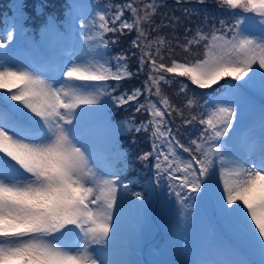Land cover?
I'll return each mask as SVG.
<instances>
[{
	"label": "snow or ice",
	"instance_id": "snow-or-ice-1",
	"mask_svg": "<svg viewBox=\"0 0 264 264\" xmlns=\"http://www.w3.org/2000/svg\"><path fill=\"white\" fill-rule=\"evenodd\" d=\"M183 2L176 0L178 5ZM195 2L203 5L206 0ZM214 3L228 17L218 23L213 18L207 31L202 25L194 30L184 27L182 38L177 32L180 17L165 13L168 22L162 18L155 23L163 0H126L74 15L70 22L79 20L80 45L54 61L27 65L10 62L9 45L16 33L4 29L0 34V49H7L0 52V89L4 90L0 93V264H130L111 258L120 229L116 210L118 203L122 208L132 183L124 179L131 167L127 153L114 151L117 131L150 133L151 150L136 159L154 157L156 183L166 176L170 193L182 205L192 193L214 195L218 175V209L235 222L258 251V264H264V119L258 139L241 143L235 127L246 92L259 83L264 95V0ZM18 8L23 15L24 5ZM183 12L185 17L192 15L187 8ZM207 20L205 16L204 24ZM46 28L59 32L54 18ZM162 28H170L171 36L160 35ZM133 31L136 73L147 68L146 79L131 93L115 95L116 88L108 82L134 73L128 55L108 53L120 36ZM221 81L222 91L216 93L214 86ZM175 83L179 87L174 95L183 97L180 104L165 91ZM189 83L213 92L200 103L194 94L188 95ZM141 96L144 101L138 102ZM130 102H137L134 111L146 113L148 119L139 124L134 117L113 123L112 107ZM196 124L200 128L194 136L183 131ZM131 195L143 201L141 192Z\"/></svg>",
	"mask_w": 264,
	"mask_h": 264
},
{
	"label": "trees",
	"instance_id": "trees-1",
	"mask_svg": "<svg viewBox=\"0 0 264 264\" xmlns=\"http://www.w3.org/2000/svg\"><path fill=\"white\" fill-rule=\"evenodd\" d=\"M102 6L105 5H115V4H123L126 0H98ZM24 5V10L27 15L24 19V25L28 28V30H32L33 33L41 34L42 31L48 25L49 19L54 18L56 25H59L60 28H64L68 23L67 12L70 10V0H21ZM189 9L192 12L190 17H185L183 9ZM167 13L168 16L175 15L180 17L181 26L178 27L177 32L182 38L184 35V27H190L193 30L197 25H202L205 27L207 31L214 22L218 23V20L221 18H227L229 13L226 10L220 9L215 3L214 0H206V3L201 5L197 4L195 0H185V2L181 4H177L176 0H163V6L158 9L157 15L153 17L156 24H159L162 18L167 23V18L164 17V14ZM15 14V1L14 0H0V28H3L8 21L11 20L13 15ZM126 16H129V13H125ZM205 16L208 17L207 23L204 24ZM167 33L169 36L172 34V30L170 28H162L159 32L160 35H164ZM192 33L190 32L189 35ZM152 36L157 35V33L153 32ZM136 33L133 31L130 34H125L119 37L118 43L111 45L108 55L114 56L119 53H124L128 55L127 64L129 66V70L134 73L131 78L124 79L122 81H109L108 83L116 88L115 95H120L124 93H131L134 88L142 87L143 81L146 79L147 68L143 72L139 74L136 73L138 67V53L137 56H133L132 52H136L137 50L132 48L131 41L135 38ZM39 37V36H38ZM109 39L112 38V34H109L107 37ZM179 51V49H177ZM182 79V78H181ZM223 84V81L220 84L214 86L215 91L219 89V87ZM179 87V83H175L171 86V88H165V91L171 96L173 101L177 104L182 103L183 97H177L174 95L177 88ZM213 90H202L196 88V86L191 85L189 83L188 95H195L199 98L200 103H203L204 100L208 98L210 94H212ZM245 101H250L255 111L261 112L264 109V95H262L260 86L255 85L252 89L248 90L244 95L243 99ZM144 97L141 96L138 102H143ZM137 102H130L127 105L122 107L115 108L112 112V119L115 121H120V123H124L129 119L135 118V123L139 124L142 120H147L148 116L144 112L137 113L134 111ZM243 107V106H242ZM179 123V120L176 121ZM200 125L196 124L194 127H186L183 131L189 135H195L198 133ZM120 145L124 149V153H127L128 162L131 163V167L128 171L129 175L137 176V180L133 181V187L141 192V188H144L146 181L150 182L151 185H148L149 192L142 193L143 201H138L136 197L131 195L130 201L128 205H124L126 209L121 210L124 215L122 218L123 223L122 227L126 228L125 235H129L130 233H136L140 230V225L135 224L138 222L137 220L144 219L148 220L147 225L152 226V228L147 229L148 239H157L160 235L159 229H161L162 220L166 219L165 217H161L158 214V205L156 208L152 206V213L146 214L143 209H148L149 206L156 204V196L159 193H156L154 189L159 186L155 179V168H154V157L149 161H138L136 159L137 156L142 154L143 152L151 150L152 139L149 132L141 131L136 133L135 131L131 132H123L120 134ZM187 136L184 137V142H186ZM187 156V154H184ZM166 181V177H162L160 182ZM164 188H167L163 185ZM172 200H176V197L172 195L170 197ZM204 211L197 212L194 210V227L197 233L200 234V237L204 238L202 242L204 243H212L214 247L222 248V251L226 257L234 256L237 252L239 242L236 237L242 235L236 226H232L231 229L228 227L220 230L223 239H217V237L212 233L211 230V220H212V197H203L201 199ZM120 214V211H119ZM193 214V213H192ZM191 214V215H192ZM217 219V218H216ZM120 221V217H119ZM139 233H144V229ZM203 234V236H202ZM143 236V234H141ZM218 240V241H217ZM217 241L215 244L213 242Z\"/></svg>",
	"mask_w": 264,
	"mask_h": 264
},
{
	"label": "rangeland",
	"instance_id": "rangeland-1",
	"mask_svg": "<svg viewBox=\"0 0 264 264\" xmlns=\"http://www.w3.org/2000/svg\"><path fill=\"white\" fill-rule=\"evenodd\" d=\"M15 1V14L13 15L12 22L7 23L6 27L9 28V30H14L16 35L14 38V41L11 42L9 45V49L16 50L19 49L18 52H16L11 59V63L13 64H20V65H27L30 63V57H32V50L33 48L37 47L36 41L33 39L32 34H30L25 29L21 32V27L23 26V21L26 18V11L23 9V15H21V12L18 8V5L21 2V0H14ZM74 5H80L82 7L73 9V12L71 16L78 15V14H90L94 11H100L105 10V6H102L98 0H74ZM4 26V29L6 28ZM3 29V30H4ZM59 29V28H58ZM71 25L68 27V30L62 31L59 29V32H50L46 31L43 33V40L40 41L41 44L48 50V52L51 53V56H54L55 59L57 57L66 56V54L72 49L73 46H79L81 43V35L79 30V20L75 21V27H74V43L71 42L70 32ZM4 32V31H3ZM7 49H1L0 52L6 51ZM256 85L259 86V83ZM0 92H4L3 89H0ZM243 105L242 100L240 101V106ZM246 112L241 117L240 125L246 124L247 121H245L244 117H250L252 115L251 109H249V105H246ZM241 109V107H240ZM239 109V110H240ZM240 112H238V117H240ZM256 127L257 129L255 131H251L248 133L249 139L256 138L258 139L261 133V123L262 119L256 120ZM260 122V123H259ZM122 131H117V135ZM101 148H104V145H100ZM115 151V148H114ZM218 180V175H217ZM219 181V180H218ZM220 187V185H218ZM125 199L123 200V205L125 204ZM119 208L116 210V213ZM190 227L189 234L186 235L187 239L183 238L185 240V256L190 259H197L199 260V263L201 264V259L204 257V254L199 252V249H197V246L191 245L189 239L191 240H198L202 243L201 238L198 233H195V228ZM123 240L117 239L116 245L113 248V254L112 259L114 261L119 262V255H116L115 248L118 247ZM97 247V246H93ZM205 252V250H204ZM236 256H243L244 258H248V261H253L249 256L245 254H236Z\"/></svg>",
	"mask_w": 264,
	"mask_h": 264
}]
</instances>
